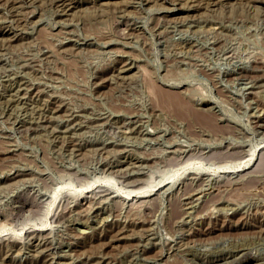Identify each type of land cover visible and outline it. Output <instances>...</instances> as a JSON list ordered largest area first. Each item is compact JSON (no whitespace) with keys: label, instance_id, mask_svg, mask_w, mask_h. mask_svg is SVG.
I'll use <instances>...</instances> for the list:
<instances>
[{"label":"rangeland","instance_id":"1","mask_svg":"<svg viewBox=\"0 0 264 264\" xmlns=\"http://www.w3.org/2000/svg\"><path fill=\"white\" fill-rule=\"evenodd\" d=\"M72 1L0 0V264H264V0Z\"/></svg>","mask_w":264,"mask_h":264},{"label":"bare ground","instance_id":"2","mask_svg":"<svg viewBox=\"0 0 264 264\" xmlns=\"http://www.w3.org/2000/svg\"><path fill=\"white\" fill-rule=\"evenodd\" d=\"M67 1H69V0H57V2L58 3H60V5H61V9H62V13H63V10L65 11L63 14H66L67 13V11H69V10H71V9H73V8H75L74 6H73V4H74V2L71 0V1H69L68 3H66ZM125 1V0H124ZM213 2V1H212ZM211 2V3H212ZM38 3V2H37ZM40 3V2H39ZM11 6V5H10ZM100 6V5H99ZM17 7V6H16ZM15 7V8H16ZM14 9V8H13ZM103 9V8H102ZM71 13V12H70ZM13 14V13H12ZM10 15V14H9ZM16 17V16H15ZM60 21V20H59ZM208 24V23H207ZM64 41V40H63ZM29 61V60H28ZM31 63V62H30ZM118 63V62H117ZM138 69V68H137ZM169 78V77H168ZM169 80V79H168ZM172 80V79H171ZM167 81V80H166ZM152 86V85H151ZM149 89L150 88H152L150 91L152 92H148L151 96H152V102H150V103H152L153 104V107H155V108H157V110H160V111H162V112H166V114H168V112H176V111H180L181 113L179 114V112H177V114H179L178 115V117L180 116V118H186V117H188L189 116V112L190 111H198L199 113L200 112H205L206 110L205 109H202V108H199V107H192L193 105H191V104H189L190 102L187 100V102H186V99H185V101L177 94V92H169V91H166V90H160V89H155V88H153V87H150V85H148L147 86ZM177 87V86H176ZM148 91V90H147ZM254 93V92H253ZM149 95V96H150ZM148 96V97H149ZM151 99V98H150ZM183 101V102H182ZM190 105V106H189ZM205 106L206 107H209V109L210 108H213L212 107V105H210V104H208V103H206L205 104ZM208 109V110H209ZM161 112V113H162ZM207 112V111H206ZM191 113H193V112H191ZM176 114V113H175ZM176 114V115H177ZM194 114V113H193ZM195 114H197V113H195ZM206 114V113H205ZM209 114H210V112H209ZM71 116V115H70ZM169 116V115H168ZM202 116H206V115H202ZM207 117H209V116H207ZM69 148V147H68ZM186 161V160H185ZM176 167V166H175ZM185 167V166H184ZM238 167V166H237ZM240 167V166H239ZM221 169H223V168H221ZM225 169V168H224ZM203 171V170H202ZM202 171H200V173H202ZM238 171H240V170H238V169H233L232 171H221V172H218L217 174L218 175H220V176H223V175H233V174H237L238 173ZM205 171H203V173H204ZM215 172V171H214ZM191 173V172H190ZM192 173H196V172H192ZM205 174V173H204ZM216 173H213V172H207V176L208 177H212V176H214ZM259 174V173H258ZM202 176V175H201ZM220 176H218V177H220ZM203 177V176H202ZM208 177H206V178H208ZM200 178V177H199ZM205 178V179H206ZM128 181V180H127ZM193 181H194V178H193ZM192 181V182H193ZM235 184V183H234ZM242 185V184H241ZM215 188V187H214ZM103 191V190H102ZM106 191V190H105ZM137 191H139L140 192V190H137ZM137 191H135V193L137 192ZM138 192V193H139ZM194 192V191H193ZM143 193V192H142ZM196 193V192H195ZM140 194V193H139ZM188 195V194H187ZM136 196V195H135ZM139 196H141V195H139ZM186 196V195H185ZM142 197V196H141ZM194 197H195V199H194ZM105 198V197H104ZM184 199H186V201H182V204L180 205V206H182V208H179V209H182V210H185V209H190V208H192V204H193V202H197L198 200H199V197L198 198H196V194H189L188 195V197L187 198H184ZM124 200H128V199H124ZM232 200V199H231ZM233 201V200H232ZM210 202V201H209ZM223 204L222 206H224L223 208H229L230 206H233V204H232V202L229 200V201H225V200H220L219 202H218V204ZM237 203V202H236ZM183 206L184 207H186V206H189L188 208H183ZM229 206V207H228ZM233 208V207H232ZM231 208V209H232ZM180 211V210H179ZM126 212V211H125ZM199 212V211H198ZM180 214H188V212H187V210H185V211H182V213H180ZM182 215V216H183ZM181 216V217H182ZM200 219V218H199ZM143 221V220H142ZM178 221V220H177ZM123 222V221H122ZM173 222H175V221H173ZM119 224V223H118ZM124 224V223H123ZM136 224V223H135ZM175 224V223H174ZM117 226V227H116ZM115 227V229H114V231H115V234H116V240H121V239H123V236L125 235H123V233H124V231H126V229H125V227H126V225H121V224H119V225H116ZM259 227V226H258ZM88 228V227H87ZM116 229H118V230H116ZM81 231V230H80ZM109 231V230H108ZM111 232H113V230L112 231H109L108 233H107V235L106 236H104V237H109L108 235L109 234H111ZM25 238V237H24ZM30 238V237H29ZM33 238V237H32ZM60 246V245H59ZM58 246V247H59ZM61 248V247H60ZM36 250V249H35ZM44 251V250H43ZM169 251V250H168ZM51 252H52V249L49 247V248H46L45 249V254H46V256H48V257H51L52 259L54 258V256H51ZM61 255H62V253H61ZM64 255V254H63ZM66 255V254H65ZM80 257V256H79ZM82 257V256H81ZM80 257V258H81ZM240 257V259H237V261H235L233 264H250L251 263V261H253L254 259H255V257L254 256H252V255H249V254H247V253H243L241 256H239ZM84 258H85V260H86V263L85 264H90V262L91 261H93L92 259V256H90V257H87V256H84ZM83 258V259H84ZM224 258V257H223ZM242 258V259H241ZM51 260V259H50ZM234 260H236V259H234ZM56 261V260H55ZM81 261H82V259H81ZM205 261V260H204ZM208 260H206V262H207ZM219 261H221L220 260V257L218 258L217 256H215V257H213L212 258V262H219ZM226 261V260H225ZM224 261V262H225ZM103 262V261H102ZM210 262V261H209ZM96 263H98V262H96ZM203 263V262H202ZM231 263V262H230ZM212 264H214V263H212ZM218 264V263H217ZM229 264V263H228Z\"/></svg>","mask_w":264,"mask_h":264}]
</instances>
